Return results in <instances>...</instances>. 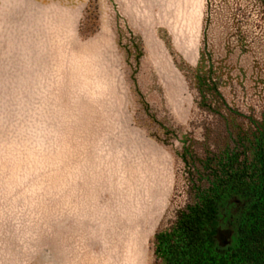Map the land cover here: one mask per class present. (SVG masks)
Segmentation results:
<instances>
[{
	"label": "rangeland",
	"instance_id": "1",
	"mask_svg": "<svg viewBox=\"0 0 264 264\" xmlns=\"http://www.w3.org/2000/svg\"><path fill=\"white\" fill-rule=\"evenodd\" d=\"M263 124L264 0H0V264H159Z\"/></svg>",
	"mask_w": 264,
	"mask_h": 264
},
{
	"label": "trees",
	"instance_id": "2",
	"mask_svg": "<svg viewBox=\"0 0 264 264\" xmlns=\"http://www.w3.org/2000/svg\"><path fill=\"white\" fill-rule=\"evenodd\" d=\"M256 129L254 160L235 151L223 157L208 188H197L172 228L156 236L159 264H264V124ZM222 224L235 231L226 249L216 240Z\"/></svg>",
	"mask_w": 264,
	"mask_h": 264
}]
</instances>
